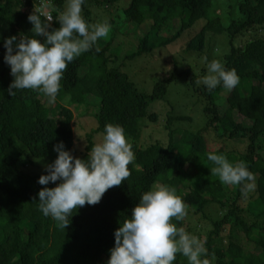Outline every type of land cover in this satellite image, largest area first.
Masks as SVG:
<instances>
[{"label":"trees","instance_id":"obj_1","mask_svg":"<svg viewBox=\"0 0 264 264\" xmlns=\"http://www.w3.org/2000/svg\"><path fill=\"white\" fill-rule=\"evenodd\" d=\"M122 1L85 0L82 16L90 24L95 11L118 6L136 25L152 19L150 30L142 33L138 48L127 57L152 53L202 20L186 51L199 56L205 53L211 59L209 37L226 35L229 49L221 60L227 69L237 71L240 82L227 95L222 86L208 91L195 83L191 67L175 70L169 78L156 82L150 92L141 90L113 58L117 53L112 39L102 46L98 39L91 50L68 65L57 99L50 106L42 93L31 89L16 90L13 97L8 93L14 77L4 62L0 39V264H106L115 243L114 231L130 218L141 194L156 184L174 186L185 201L187 215L182 220L173 217L171 222L206 240L208 254L204 258L210 264L213 259L217 264H264V34L260 33L264 30V0H240L237 13L226 18L215 12V0H130L127 6ZM67 4L68 0H0V35H32L33 25L27 17L33 11L51 14L52 28H59L55 17ZM177 18L182 21L180 30L162 34ZM203 74H207L206 67ZM181 75L190 77V87L205 96L207 120L198 130L182 129L176 138L178 131L171 128L172 122L185 118L173 116L174 107L167 96L169 84ZM68 97L73 107L63 103ZM78 107L94 110L96 119L83 138V147L77 145L74 129V108ZM162 107L167 113L160 112ZM163 114L167 116L168 135L154 139L151 133L150 139L141 141L144 124L160 132ZM110 123L123 126L133 147L135 159L128 166L131 175L108 189L99 203L73 210L71 223L62 228L59 221L39 209L37 193L44 186L38 178L45 167L35 168L54 161L57 153L53 145L61 140L75 156L87 159L92 145L100 142L96 135L103 139L105 125ZM212 132L220 138L243 139L246 150L239 153L226 151L224 146L215 148L208 142ZM209 152L223 154L232 163L245 162L258 177L254 199L247 206L242 202L249 193L243 195L240 185H225L211 171L215 164L207 159ZM189 166L195 171L190 172ZM48 186L55 185L50 182ZM212 204L219 205L224 215L213 220L206 233L192 218L197 214L206 217ZM242 212L249 213L250 220ZM236 228L261 251H247L231 239L224 243ZM173 264H188V260L178 253Z\"/></svg>","mask_w":264,"mask_h":264},{"label":"clouds","instance_id":"obj_2","mask_svg":"<svg viewBox=\"0 0 264 264\" xmlns=\"http://www.w3.org/2000/svg\"><path fill=\"white\" fill-rule=\"evenodd\" d=\"M84 3L85 0H68L67 9L55 17L59 28H52L51 14L33 11L27 17L33 25L32 35H0L4 62L14 77L7 88L12 97L16 90L31 89L42 93L48 104L55 103L68 65L108 35L107 22L90 25L85 20ZM239 82L237 71L227 69L219 60L208 63L207 75L195 81L208 91L218 86L231 91ZM53 151L56 158L45 165V172L38 178L44 186L37 193L38 206L65 229L71 223L73 210L99 203L108 189L127 180L131 175L128 166L135 159L123 126L111 123L105 125L102 142L92 145L87 159L75 156L62 140L53 145ZM207 159L215 164L211 171L225 185H240L245 196L255 188V175L245 162L232 163L217 152H209ZM50 182L55 186L49 187ZM186 215V203L174 186L156 184L144 191L130 218L120 222L114 231L115 243L106 264H173L178 253L187 258L188 264H210L204 258L208 254L206 240L171 222L173 217L182 220Z\"/></svg>","mask_w":264,"mask_h":264},{"label":"rangeland","instance_id":"obj_3","mask_svg":"<svg viewBox=\"0 0 264 264\" xmlns=\"http://www.w3.org/2000/svg\"><path fill=\"white\" fill-rule=\"evenodd\" d=\"M240 0H215L214 10L216 13L222 17H227L231 12L232 14L237 13V7ZM130 0H123L121 3H125V6L129 4ZM120 3V4H121ZM124 6V7H125ZM68 7V4H67ZM118 6H113L109 10L95 11L92 14L91 25H96L100 23L107 22L110 25L108 35L103 38H99V46L106 44L109 38L112 39L113 50L117 53L114 55L116 63L121 66V68L129 74L130 78L137 84L139 89L146 90L148 92L152 91L153 86L156 82L167 79L176 70L177 72H182L188 68L193 67L194 76L196 80L201 79L207 74H203L205 67L207 68L208 63L212 60H219L222 62V55L229 49L227 45L226 35H215L213 34L211 38V59L207 57L205 53L198 55V53H192L186 51V46L195 32H197L202 27V20L198 21L193 28L183 31L181 36L174 42L164 45L162 47L156 48L152 53L137 55L134 57H127L134 49L138 48L140 37L142 33H147L153 23L152 19H147L141 25H136L126 17L124 9H118ZM96 9V8H95ZM93 21V22H92ZM182 27V21L180 19H175L165 28L162 32L164 35L174 34L180 30ZM260 33L264 34V30ZM226 36V37H224ZM243 39H239L236 43L237 45L244 42ZM110 52V51H109ZM203 70V71H202ZM181 78L177 81L174 80L169 84L168 98L171 101L174 110L172 112L173 116L184 117L182 120H174L172 122L171 128L176 129L178 134L176 138L179 137V132L182 129L198 130L206 123L207 116L205 114V106L207 100L205 96L201 95L200 91L194 90L193 87L189 85L190 77L187 75H181ZM226 95L229 93L227 90H223ZM68 107H73L71 99L68 97L63 101ZM51 106V104H50ZM75 110V120L74 129L76 134V142L78 146L83 147L85 145L84 136L87 132L96 124V119L93 115V111H87L84 107L74 108ZM168 109L162 107L160 112L167 113ZM162 117V123L159 126L160 132L152 130L150 124L145 127L143 125L141 141H145L147 138L150 139V134L154 133V139L157 137H166L168 135V130L166 128L167 116ZM80 136H79V135ZM96 141L102 142V138L99 135L95 137ZM152 140V139H151ZM208 142L214 145L215 148H220L224 146L226 151L234 152H244L246 150V143L243 139H229L220 138L217 136L216 132L208 134ZM24 161H27L23 159ZM44 164L47 162L44 160ZM188 166V165H187ZM45 165L41 163L36 170L44 169ZM190 172H194L192 166L188 167ZM257 176H255V182L257 181ZM251 190L247 198L242 202V206H247L251 200L254 199ZM207 216H201L197 214L192 218L195 224L202 225L205 228L206 233L208 229L213 226V220L222 218L224 215V210L216 204L209 205L206 209ZM248 220H250V214L242 212ZM209 216V217H208ZM205 232L202 235H205ZM229 239L244 245V248L250 252L259 253L261 249L252 242L248 241L246 234L236 228L230 235V238L226 236L224 238V243H227ZM212 264H217L216 259H213Z\"/></svg>","mask_w":264,"mask_h":264}]
</instances>
